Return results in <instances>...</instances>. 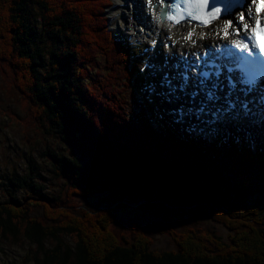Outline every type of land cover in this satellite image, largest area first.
<instances>
[{
    "label": "trees",
    "instance_id": "16d2710c",
    "mask_svg": "<svg viewBox=\"0 0 264 264\" xmlns=\"http://www.w3.org/2000/svg\"><path fill=\"white\" fill-rule=\"evenodd\" d=\"M109 5L0 0V62L35 120L73 152L47 149L64 197L47 196L33 170L8 179L13 189L0 200V234L22 233L36 246L34 264H264V148L236 144L229 161L219 162L189 136L174 138L168 125H161L165 136L145 121L138 127L123 95L136 79L134 52L108 26ZM100 58L104 76L96 72ZM24 186L22 201L17 190ZM98 193L106 197L94 207L73 201ZM31 203L45 209L43 218L29 216ZM130 205L183 225L167 230L175 248H154L137 222L131 235L118 237L110 229L114 211ZM197 214L223 225L227 237L184 224Z\"/></svg>",
    "mask_w": 264,
    "mask_h": 264
},
{
    "label": "rangeland",
    "instance_id": "374dc122",
    "mask_svg": "<svg viewBox=\"0 0 264 264\" xmlns=\"http://www.w3.org/2000/svg\"><path fill=\"white\" fill-rule=\"evenodd\" d=\"M137 10H139V7L134 4V0H112V6L107 11L111 27L115 28L118 33H128L127 43L139 51V53L137 52L139 56L135 57L136 60L139 59L138 65H135V71L138 75L135 81L137 89L135 90L133 86L132 90L126 88L129 90L128 92L130 90L131 92H137V102L132 101L130 98L131 93H128L127 109L130 110L129 114L132 117H134V113L141 114V108L137 104L147 100V103H150L145 111L147 119L158 132L162 131L160 123H169L173 129L176 128V135L182 133L189 135L191 138L200 139L204 147L219 142L221 151L219 156L225 161L229 160L233 140L247 144L254 151H258L263 147V125L255 127L250 124L239 123L236 126L233 124L229 128L218 129L217 135L219 137L215 136V138L212 137L214 132L211 130L209 133L198 135L196 127L199 125L190 120L193 116L186 117L183 122H177L172 110L180 105L190 107L188 96L175 95V97H170L173 102H167L162 94L166 95L168 90L160 87V81L164 74L159 71L152 73L150 69L145 68V65L150 64V61L174 65L183 51L181 44L184 43L185 35L180 37V40H182L180 44L176 45L175 41H172V44L175 45L174 48L170 47L171 42L167 40L166 36H161L157 44L148 37V35H151L148 32V35H143L142 38L136 37L137 31L131 30V27H135L132 23ZM154 45L155 50L153 49ZM141 69L145 70L141 71ZM101 71L103 72L102 68ZM153 83L156 85L155 93L149 89V85ZM146 94H148V97H146ZM47 149H53L64 154H73L64 140L62 141L58 135L47 131L44 123L35 120L29 111L28 100L23 98L14 86L12 71L7 65L5 66L0 62V200H5L8 197V191L13 189L8 180L10 177L25 176L31 170L35 171L34 174H39L35 175V181L44 184V193L47 196H65L62 181L52 173V158L49 156ZM209 158L213 159V155ZM28 192L29 188L27 186L19 187L17 190V194L22 201L24 200L23 196L27 195ZM105 197L106 193H98L92 197L75 198L73 201L77 204H83V206L94 207L95 203L102 201ZM43 213L45 214V209L41 205L34 203L29 205V216L43 218ZM114 213L116 216L110 225V229L118 237L122 234L131 235L132 222H137L145 231L152 234L154 237L153 247L156 249L175 248V244L167 230L169 227L175 230L183 229V225L179 223L167 224L133 205H130L129 208H116ZM184 224L208 228L227 237L228 230L206 215L191 216L184 220ZM24 226L25 223L22 222L21 231ZM62 238L68 242H73L76 239L74 235L70 234H62ZM54 243L55 241L52 239L47 245L51 246ZM35 252L36 246L31 244L22 233L17 239L12 238L10 235L5 238L0 234V264H34Z\"/></svg>",
    "mask_w": 264,
    "mask_h": 264
},
{
    "label": "snow or ice",
    "instance_id": "6c2138e0",
    "mask_svg": "<svg viewBox=\"0 0 264 264\" xmlns=\"http://www.w3.org/2000/svg\"><path fill=\"white\" fill-rule=\"evenodd\" d=\"M208 0H204V3L207 4ZM213 3H215V0H213ZM261 5H264V0H260ZM194 7H199V5H193ZM264 10V9H262ZM220 9H215L216 13H219ZM227 11V9H226ZM190 19H198L201 20L203 24H207L208 21L202 20V18L198 15L193 16L191 13L189 14ZM173 20H177L175 16L171 17ZM183 19V17H181ZM243 17L240 18L242 20ZM179 20H177V23ZM231 26V22L229 24V27ZM244 28H247V25H244ZM237 33H239L240 29L239 27L236 29ZM225 34L227 35V29H225ZM192 38V33H189V36L187 39ZM243 47H248L247 44H244ZM261 51H264V46L261 47ZM206 60V70H201L198 73L197 80L201 88H204L205 85H207L209 82H211L213 79L215 82L212 84V87L205 93L206 100H201L198 104V106L193 108L185 109L182 105L178 108H175L172 110V114L176 117L177 122H183V120L188 116H195L197 118L210 115L214 121L221 120L226 117H230L233 113V110L237 109V102L232 100L231 97H226V107H220V108H209V103H215L220 99L218 96V92L223 91L225 84L221 81L222 71L221 68L223 66L218 65L213 60H207V54L205 57ZM201 62L198 60L195 68L192 70L195 71L196 68H200ZM189 65H185L184 71L180 72L178 75L182 79L183 83L179 86L175 85L171 76L168 73H165L160 81V87L166 88L167 94H162L167 102H173L170 97H175L176 93L179 91L180 93H183L186 91L187 87L189 86V76H188V70ZM146 69H150L152 73H155L159 71L154 65L146 64ZM145 69H141V71H144ZM238 71L239 72V80L237 81L234 77L231 76L232 73ZM227 72L230 74L227 78V86L230 90L236 89L237 84H244L247 85L248 91H252L253 87L258 82V77L254 69L252 68L250 63H241L237 61L235 63V67L228 66ZM149 89L155 93L156 92V85L150 84ZM200 95V92L194 91L190 93V98L192 103H195L196 97ZM240 107L246 112L248 109V104L246 101L240 102Z\"/></svg>",
    "mask_w": 264,
    "mask_h": 264
},
{
    "label": "bare ground",
    "instance_id": "6f19581e",
    "mask_svg": "<svg viewBox=\"0 0 264 264\" xmlns=\"http://www.w3.org/2000/svg\"><path fill=\"white\" fill-rule=\"evenodd\" d=\"M158 2H160V0H135L134 4H137V6L139 7V10L137 11L135 18H134V21L132 23L133 25H135V27H131V30L137 31L136 37L142 38V37H144L143 35H148L150 33L151 35H148V37L152 41H154V43L157 44L158 39L161 37V35H166L171 42V41H178L179 37H181L182 34L188 35L189 33H192L191 39H188L187 41L186 40L183 41L184 42V48H185L183 54H186L187 50H190L191 52L195 51V50H197V49H195L197 47L204 49L205 47L210 46L209 45L210 42L208 43L205 40L198 38V36H197L198 34L200 35V34H203L204 32H206L205 34H208V30H206V28H200V27H194V26L190 27L187 25H172V24H169L167 22L161 21L159 15H158V10H155L153 8V4L158 3ZM162 4H163V2H162ZM162 4H160V5H162ZM252 10H253V7L250 4H248L246 6V9L244 10L246 17H247V20L251 17ZM139 16L141 19L139 18ZM230 21L232 23H234L237 26V28L239 27V29H240L239 33H242L244 26L237 23V20H233V17H232V18H229V20L222 21L219 24L214 25L211 28H209V30L211 31L209 40L218 41L219 43L224 42V40L222 38H220V34H223L225 36H230L231 38H234V39L236 37H238L239 33H235L234 28L229 27ZM225 29H227V32H228L227 35L225 34ZM147 32H148V34H147ZM124 34L125 33L121 32L118 35V37L123 38V37H125ZM181 41L182 40H180V43H181ZM182 45H183V43H182ZM183 61L187 62L188 64L190 63V59L185 58V56H184ZM152 63L158 70L163 71V72L166 68H168L166 70V73H168L169 75L172 73V70L174 69L175 78H177V71L181 69V66H178V63H176L177 66L171 65V63H170V65H167L164 63H156L153 61H152ZM183 65H184L183 68H185V64H183ZM174 84H176V82H174ZM189 87L193 91H196L195 87H193V83L189 82ZM187 90L188 89H186V91ZM200 95H198V96H200ZM146 104L148 105L147 100H146ZM196 106L194 105V107H196ZM249 119H251V120H249ZM243 121L245 124H247V123L252 124V123L256 122V117H252V118L244 117ZM261 123H262V125H264V122H261ZM218 128H221V127H218ZM216 132H218V130H216Z\"/></svg>",
    "mask_w": 264,
    "mask_h": 264
},
{
    "label": "water",
    "instance_id": "95a60500",
    "mask_svg": "<svg viewBox=\"0 0 264 264\" xmlns=\"http://www.w3.org/2000/svg\"><path fill=\"white\" fill-rule=\"evenodd\" d=\"M156 7H157V6H156ZM162 13H163V12H162ZM162 13H161V14H162Z\"/></svg>",
    "mask_w": 264,
    "mask_h": 264
}]
</instances>
